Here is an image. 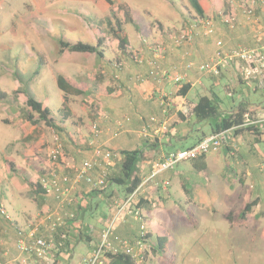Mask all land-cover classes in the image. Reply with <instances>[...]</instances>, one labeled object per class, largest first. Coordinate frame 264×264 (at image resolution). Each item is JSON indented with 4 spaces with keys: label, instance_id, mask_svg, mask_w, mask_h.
Segmentation results:
<instances>
[{
    "label": "rangeland",
    "instance_id": "374dc122",
    "mask_svg": "<svg viewBox=\"0 0 264 264\" xmlns=\"http://www.w3.org/2000/svg\"><path fill=\"white\" fill-rule=\"evenodd\" d=\"M111 1L112 5L108 0H0V92L7 96L0 100V202L5 204V207H0V214L5 218L8 216L7 192L17 190L16 199L23 203L21 206L29 207L38 203L37 195H42L37 192L36 185H41L44 177L52 174L72 178L69 170H72L71 166L79 164L73 159L74 146L83 143L89 134H94L95 124L97 130L101 131V123L93 116L106 87L102 85L105 80L108 81L107 86L118 81L114 77L115 72H107L104 62L111 66L126 64L118 41L108 27V23L115 26L116 16L123 21L124 15L119 5H126L132 17L136 18L135 23L139 24V31L132 24H124L127 37L132 39L136 34L143 33L139 40L140 45L146 40L145 45L158 46L161 51L166 50V45L170 47L171 37L180 35L189 27L190 19L200 17L189 0ZM231 1L234 0H200V3L205 10L210 5L213 6L214 13L219 14ZM155 18L163 22L160 32L164 36L160 41L149 36L150 32L154 33V29L158 36L157 29L161 26L157 27L160 23ZM59 38L93 45L101 41L103 56L99 59L94 54L68 52L59 55ZM194 38L195 35L189 42ZM176 47L178 46L174 48ZM95 68H100L101 72ZM226 74L227 79L224 76L218 85L210 83L206 90L199 87L200 94L213 98L219 107L227 110L239 102L257 104L260 106L257 113L264 117V89L254 90L258 83L253 79L247 84L233 69ZM59 75L69 78L85 93L66 96L65 99L56 83ZM214 78L217 80L220 77ZM22 89L46 104L59 129H52L45 124L34 126L23 118L22 112L30 110L25 104V96L20 92ZM125 119L127 118H123ZM106 120V123L110 122L109 117ZM259 129V132L264 134V128ZM189 143L190 141H184L183 144ZM57 145L62 147L58 164L51 160ZM222 149L223 147L220 152L217 150V153L213 154L218 157L220 164L226 162ZM254 156L258 165L259 161L264 160V141L259 142ZM101 166L103 169L106 167L103 162ZM219 168L210 167L208 175L221 174L222 168ZM228 168L225 178L234 177L239 181L247 178L246 186H250L251 178L244 174L245 164L228 165ZM196 179L202 180L200 191L205 206L199 207L195 202L188 203L186 198L175 193L174 183L169 187V199L162 196V192H158L157 198L145 205V209L148 206L151 210L160 211L168 205L172 209L171 214H167L164 225L158 221L170 237L169 242L165 243L164 252L156 244V232H153L152 238L150 233L149 238L156 248V251L148 252V257L155 253L150 264H264V252L260 245V240L264 239L262 208L258 214L251 213L247 229L235 228L231 224L229 226L219 208L220 203H223L219 192L212 191L211 183L206 184L205 176H196ZM196 190L199 189H194L193 194ZM117 193L118 190L115 191L114 198L108 199L109 204L118 199ZM213 194L217 198L213 197ZM200 200L199 196L197 202ZM96 202H99V199H96ZM108 208L103 202L94 208L90 218L94 229L101 226L102 217L109 213ZM230 214L234 221L238 219L236 212H230L228 215ZM33 220L34 218L28 222L27 227ZM22 233L20 230L19 234ZM76 251L75 255L78 254ZM34 259L39 261L43 258Z\"/></svg>",
    "mask_w": 264,
    "mask_h": 264
},
{
    "label": "crops",
    "instance_id": "0c3cea01",
    "mask_svg": "<svg viewBox=\"0 0 264 264\" xmlns=\"http://www.w3.org/2000/svg\"><path fill=\"white\" fill-rule=\"evenodd\" d=\"M249 1L250 2L247 0H245V2H242V0L231 1V3L227 4L226 9L223 8L219 11V14L214 13L215 9L211 6L207 10L203 9L204 17L190 19L189 21L191 23H189V26L193 23V20H200L201 18L203 20H208L213 25L212 35H204L202 31L203 27L198 25L193 41L174 48L175 46L170 40V47L166 45V50H159L158 61L161 66L168 67L176 64L179 65V72L184 77V83L190 85L185 95H178V87L169 80L162 81L161 83L151 80H145L143 82H137L135 80L137 74L143 77L146 76L150 68L148 62L154 57L150 48L154 49V46L145 45L146 40L140 45L139 40L143 33H140V35L136 34V37L132 38L133 40L131 37H128L127 51L126 54L123 55L126 64L123 69L118 72L119 79L117 82L108 85L109 87L107 86L108 81H104L105 83L102 86L106 87L103 95L99 98L100 103L98 107L95 108L96 114L98 115L96 116V114H94L93 116L91 114V116L95 117V119L101 123L102 129L100 134L97 137L95 134H89L88 139L83 140V143L76 144L72 152L74 154L73 159L77 163H81L86 159L95 160V151L99 150L103 152L98 159V164L92 171V175L98 177L104 171L101 166L102 162L105 164V169L107 171V169L114 168L122 159V151L141 149L144 156L140 163L143 185L138 191L137 197L142 198L147 203L148 201L151 202L155 200L157 198L156 193L158 192H162V196H166V198L169 199L171 196L169 187L174 183L176 184L175 193L180 197L186 198L188 203L195 202L194 204L199 207L205 206L202 201V191H200L203 186L202 180L196 179V176L202 175L206 177V184L211 183L212 191H218L219 197L223 199V203H220L219 208H221L222 214L225 215L226 220L229 222V226L231 222L228 219V214L230 212L240 213L244 205L248 202L256 201V205L252 209L253 212H251L252 215L258 214L261 208L262 212H264V167L262 163L264 160L259 161L258 165V161L254 156V150L258 149L259 142L264 141V134L259 131V135L252 134L247 130H241L235 133V128L225 131L229 139H227L222 146L223 157L226 160L223 164H220L218 157L213 155L217 153V151L210 152L205 154L204 157L179 163L174 169L165 171L157 176L155 180L144 183L149 176L153 162L162 159L171 151L191 147L203 134L205 136H210V134H212L208 122L197 121L192 114V109L199 97L203 96V94H200L198 88L201 87L206 90L208 84L213 82L218 85L221 78L225 76L227 79V72L236 69L232 67L233 65L224 67L221 69L222 74L221 76L219 75L220 78L215 80L212 76L209 77V75L201 74L197 70V66L208 61L213 56L216 50L215 43L218 40L223 41L225 50H230L240 45L254 46L258 37L264 38V0ZM245 7L252 10L249 16L246 15L244 11ZM227 14L235 17V22L232 26L224 22V16ZM206 15H215L216 17H206ZM133 19L136 21V18L133 17ZM155 19L158 20L157 18ZM158 22L160 24H157V27L158 25L161 26L157 29L159 31L158 36L155 33V29L153 34L152 32L149 33V36L151 38H156V41H160V38L164 36V34L162 35L160 32L163 28V22L160 20H158ZM172 23H174V21ZM137 25L139 26V24ZM184 53L188 54L185 57L186 59H183ZM134 54L140 56L143 60L141 64L135 62ZM186 61L193 62L194 67L189 70L186 69ZM104 63L107 72H116L114 64L111 66L109 63ZM95 69L101 72L100 68ZM102 73L104 72L102 71ZM101 78L102 76L100 75L99 79ZM77 80H79V78ZM163 103L165 105L162 107L161 105ZM252 105H254V107L250 106L251 109L260 108L257 104ZM163 108H165V110ZM220 109L227 110L222 107H220ZM255 115L251 118L259 119L263 117L259 115L257 111ZM152 116L156 117L160 122L166 120L167 127L165 130H160L157 125L152 128L149 127L147 130L148 136H144L142 133L143 127ZM107 117H109L110 122L106 123ZM123 118H128L129 120L125 121ZM258 127L264 128V126ZM184 141H190V143L184 145ZM233 145H237L239 148V162L232 158L230 160L227 159L229 158V149L227 147ZM218 151L220 152L221 148ZM196 162H198L200 166L205 163L206 168L202 171L196 170L194 165ZM242 163L246 165L244 174L251 178L249 187L246 186L247 178L246 180L240 179V181L238 178L234 177L225 178L228 174V165L233 166V164H235L237 166ZM212 166L222 168V173L217 174V176L208 175V171ZM233 179H235V181ZM156 183H158L159 186L156 185ZM163 183L167 184L163 186ZM194 189L199 190H196L195 194H193ZM8 193L9 192L6 193L9 197L8 200H6L8 216L5 218L0 214V264H79L80 260L87 256L97 243L99 230L103 226L104 219L112 210L110 209L107 216L101 220V226L99 228L96 227L97 229H94L89 220L91 209H88L84 213V220L81 226H77L76 221L68 220L66 228L64 229L65 231L63 230L62 232L63 239L61 240L62 242L65 241L66 235L68 239V256L60 254L55 255V252L50 251L42 260L36 261L34 257H25L16 250L15 243L18 238V232L20 230H26L28 222L33 218V222H37L39 216L45 209L53 210L56 207V201L49 194L45 195L43 192H40L42 196L40 197L37 195L38 203H33L32 206L29 207L21 206L23 203L16 199V197H18V191L12 190L11 193ZM92 194L89 187L81 183L77 188L75 197L79 205H72L70 209L68 208L67 210H71L74 215H77L80 213L79 207L85 209L88 204H90L87 197ZM199 196L201 200L197 202ZM212 196L217 198L214 194ZM96 199L98 198H93L91 202L94 203ZM29 204L31 203L29 202ZM0 207H5V204L3 205L0 202ZM142 210L146 215L148 231L149 235L151 233V238L154 231L157 237L169 238L165 233L164 226L159 225V222L164 225L167 214H171V207L168 205L160 211L158 209L151 210L149 207L146 209L144 207ZM162 214L166 215L162 216ZM248 226L249 224L247 223L243 226L235 225L232 227L247 229ZM136 231L137 222L134 221L132 217L128 216L122 223L117 225L115 236L133 240ZM151 238H149L148 241L149 250L156 251L153 241L150 240ZM260 245L264 252V239L260 240ZM81 246H83V248H81ZM76 249L78 250L76 251ZM75 251L78 253L77 255H75ZM154 254H151L149 257L147 255L145 261L139 264H150ZM75 256L77 257L73 263Z\"/></svg>",
    "mask_w": 264,
    "mask_h": 264
},
{
    "label": "built area",
    "instance_id": "2783aa9c",
    "mask_svg": "<svg viewBox=\"0 0 264 264\" xmlns=\"http://www.w3.org/2000/svg\"><path fill=\"white\" fill-rule=\"evenodd\" d=\"M244 11L248 16L252 12V10L247 7L244 8ZM224 22L227 25L232 26L235 22V17L233 15L224 16ZM198 25L203 27L202 31L204 35H210L213 33V25L210 21L202 19L194 20L185 31L180 33V35L171 37L173 45L179 47L189 42L193 36L196 35V28ZM215 45L216 50L213 56L208 61L197 66V70L201 74L218 77L220 75V66L233 65L240 78L247 84H250L249 82L253 81V79L260 80L264 77V38L258 37L256 39V44L251 47L240 45L230 50H225L221 40H218ZM150 49L154 55V57L148 62L150 68L145 77L137 75L135 80L137 82L151 80L157 83L169 80L172 81L176 87L181 86L182 83H184V77L179 72V66H161L158 61L160 48L154 47V49ZM187 55V53H184L183 59H186L185 57ZM134 60L139 64L143 62L140 56L136 54H134ZM114 66L116 68L114 77L118 78V72L124 67V65L118 63ZM185 66L186 69L189 70L194 67V63L186 61ZM163 105L165 104L163 103L161 106L163 107ZM163 109L165 110V108ZM128 120V118L125 119V121ZM149 121L150 123H154L155 126H159L160 130H165L167 127L166 120L160 122L156 117H150ZM249 125L264 126V117L253 119L246 115L242 127H247ZM149 127L152 128V126L143 127L142 133L144 136H148L147 130ZM97 128L98 127L95 124L93 130L96 137L100 132ZM226 133L227 132L224 131L211 134L189 148L169 152L162 159L152 163L151 171L144 183L155 180L157 176L165 171L174 169L179 163L194 160L201 155L219 150L227 139H229ZM232 147L233 151L230 152V155L235 156V153L238 151V146L233 145ZM61 154L62 147L61 145H57L51 155L52 162L61 157ZM100 155L101 152L96 150L94 155L95 160L87 159L83 161L80 166L76 168L74 167L72 178L56 174L44 177L41 186L46 193L52 195L56 201V207L53 210L42 212L38 221L31 223L30 229L19 235L15 243V248L19 254L25 257L32 256L36 259H42L49 253L51 248L48 241L51 240V232H54L59 226H61L63 224V218L67 217V214H63L62 210L71 203L73 190L78 186V183L84 181L91 186L103 185L104 177L95 179L90 175V172ZM156 184L159 186L158 183ZM166 184L167 183H163V186ZM142 185L143 184L141 183L137 190L126 198L116 201L111 213H109L104 220L102 229L99 232L97 243L94 245L90 253L80 260L79 264H104L106 260V252L115 253L118 251L129 255L136 264L145 261L148 252L150 253L149 245L147 243L148 238H146L147 234H149V229L146 215L142 209L136 207L138 191ZM128 216L132 217L134 221L137 222V231L133 240L118 238L115 236L117 225L122 223ZM59 245H61L60 242Z\"/></svg>",
    "mask_w": 264,
    "mask_h": 264
},
{
    "label": "trees",
    "instance_id": "16d2710c",
    "mask_svg": "<svg viewBox=\"0 0 264 264\" xmlns=\"http://www.w3.org/2000/svg\"><path fill=\"white\" fill-rule=\"evenodd\" d=\"M189 2L191 4V6L194 8V10L196 11V13L200 17L203 18L204 17V11H203L202 3H200V0H189ZM108 3L111 5L113 4V2L111 0H108ZM210 4H211V2H210ZM119 9L122 11V13L124 15L123 21L119 17L116 16L115 22H114L115 26L112 25L111 23H108V27H109L112 35L117 39L118 46H119L120 50L123 52V54H126L127 46H128V37L126 35V32L124 31L123 26H124V24H132V25H134V28L138 31H139V26L135 23L132 15L130 13V10L128 9V7L126 5H123V4L119 5ZM66 52H68V53H81V54H94L99 59L103 56V51L101 50V41H98L97 44L93 45V44L85 43V42H81V41L70 42V41H67L65 39L59 38V40H58V54L62 55ZM226 66H229V65H225L222 67L220 66V76L222 74L221 69H223ZM118 75H119V73H118ZM137 75H139V74H137ZM136 76H135V78H136ZM220 76H218V77H220ZM239 78H240V76H239ZM117 79H119V77ZM255 82L258 84L254 88V90L260 91V89L261 90L264 89V77L261 78L260 80H255ZM56 83L58 85V88L64 94L65 99H66V96H76V95H81V94L85 93V91L82 88L77 87L69 78H66L63 75L57 76ZM189 88H190L189 84L182 83V85L178 87V90H177L179 92L178 95H180V96L185 95L186 92L189 90ZM20 92L25 96V104H26L27 108L30 110L27 112L25 111V113L22 112L23 118L28 123H30L31 125H34V126L39 125V124H45L46 126L52 128V129H59L57 122L51 116L50 109L46 106V104H44V102L39 101L37 98H35L31 94H29L24 89L20 90ZM17 93H19V91H17ZM6 97H7L6 94H3L0 92V100L5 99ZM250 106L254 107V105H252V104L239 102L235 107L229 108V110H221L213 98H210L208 96L203 95V96L199 97L197 103L193 107L192 114L194 115V117L197 121H201V122L207 121L208 126H209L212 134L221 133V132L235 128V133H237L241 130H247V131L251 132L252 134L258 135V133H259L258 131H260V129L257 125H249L247 127H242V125H244L246 115L250 116V118H251V117H253V115L256 114L257 109L256 108L251 109ZM152 117H154V116H152ZM144 126L154 127L155 124L150 123V121L148 120ZM204 136L205 135L203 134L201 137H199V139L196 141V143H194V145L197 144L202 139H204L205 137H208V136H205V137ZM220 148H219V150H220ZM227 148L229 149L228 150L229 158H227V159L230 160L232 158L233 160H237V162H239V159H240L239 148H238V151L235 153V156L230 155V152L233 151V147L228 146ZM121 153H122V159L117 163V165L114 168H112V169L110 168L108 171H106V169H104V171L98 177H94L92 175V171L94 170L95 166L98 164L99 158H97V160H96V162H95V164H94V166L90 172V175L95 179H98L100 177H104L103 178V181H104L103 185L91 186L87 182H84V181H81L80 183H78V186L81 183H84L85 185H87V187H89V189L91 190V192L93 194L89 195V197H87L88 200L90 201V204H88L87 208L82 209V207H79L78 209L80 210L79 211L80 213H78L77 215L76 214L74 215V213L71 210L70 211L67 210L68 208L70 209V207L72 205H76V204L79 205L78 200L76 201V198H75L78 186H76L75 189L73 190L72 197H71V199H72L71 203L66 208H64L62 210L63 214H67V217L63 218V224L61 226H59L54 232H51V240L48 241L50 243V248H51L50 251L55 252L54 253L55 255L60 254V255H65V256L67 255L68 256V254H67L68 253V249H67L68 239H67L66 235H65V241H63V242L61 241L63 239L62 232L66 228L68 220L69 221L70 220L76 221L77 226H81L82 221L84 220V213L88 209H91V212L89 213V220L93 214L94 208L96 206H99L100 202L107 204V206L109 207L108 210L110 211V209H112L113 206L115 205L116 201L124 199L127 196H129L130 194L134 193L137 190V188L140 186V184L142 183L143 175L141 174V164H140L141 160L144 158L142 150L136 149L133 151H122ZM204 156L205 155H201L198 158L204 157ZM198 158H196V159H198ZM58 159L56 161H54V163L58 164V162H59ZM83 161H85V160H83ZM81 163L74 165L72 167V170H70V172L72 174H74L73 168L80 166ZM194 165H195V169L198 171H202L206 168L205 163H203L200 166L199 163L196 162ZM36 187H37V192H43L44 194H46L44 188L40 184H37ZM114 190L115 191L118 190V193H117L118 199L112 200V204L111 203L109 204L108 199H111L113 197V195H115ZM119 196L122 198H120ZM51 197H52V195H51ZM93 198H98L99 202H96V201L94 203L91 202V200ZM137 198H138V200H137L136 207L139 209L144 208L145 205L147 204V202L140 197H137ZM255 205H256L255 200L246 203L244 205V207L242 208V210L240 211V213H238V215H237L238 219L235 221L232 219L231 215H229L228 219L231 222V226L246 225L248 223V221L250 220L251 212H252V209ZM93 206H95V207L93 208ZM147 207L148 206H146V208ZM69 215H71V216H69ZM105 216H103L102 219ZM237 216H236V218H237ZM91 224H93V223H91ZM30 227H31V224L27 227L28 228L27 230L23 231V233L27 232L30 229ZM100 230H99V232H100ZM41 234H43V233H41ZM19 235L20 234H18V236ZM149 236L150 235L147 234L146 238H149ZM169 239H170V237L167 239L164 237H157L156 244L162 252H164L166 250L165 243L169 242ZM59 242L61 243V245H59ZM105 258H106V260H105L104 264H134V261L131 259V257L129 255H127L123 252H120V251L115 252V253L106 252Z\"/></svg>",
    "mask_w": 264,
    "mask_h": 264
}]
</instances>
